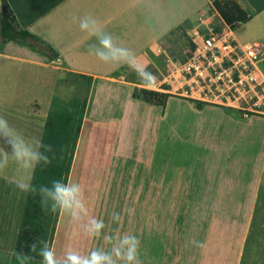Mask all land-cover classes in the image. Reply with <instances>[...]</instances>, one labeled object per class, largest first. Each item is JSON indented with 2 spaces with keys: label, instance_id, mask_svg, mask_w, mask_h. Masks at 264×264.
I'll return each mask as SVG.
<instances>
[{
  "label": "crops",
  "instance_id": "crops-1",
  "mask_svg": "<svg viewBox=\"0 0 264 264\" xmlns=\"http://www.w3.org/2000/svg\"><path fill=\"white\" fill-rule=\"evenodd\" d=\"M214 1L8 0L20 27L51 46L59 56L52 60L25 42L11 40L2 45L0 116L8 119L27 137L41 139L49 112H45V109H50L62 72L57 63H64L68 70L76 74L92 76L93 82L69 175L71 180L75 158L86 130L88 129L89 134L100 123L93 109H130V105L144 104L161 109V112L164 109L166 112L171 101H176L171 96L164 102L150 101L144 96H139L135 93L138 88L136 84L126 75L117 74L125 66H105L90 56L87 49L93 38L80 30L79 18L93 16L98 19L106 31L117 38V42L132 48L147 64L161 51L162 40L185 23H190L194 30L215 26L230 32L240 43L251 42L264 46V0H231L251 15L247 21L235 28L224 20L215 8ZM214 17L221 19H218L219 26L211 21ZM73 18H77L76 22ZM149 24L151 30L148 28ZM261 78L264 79V65ZM261 106L264 108V100ZM243 126L245 130L251 127L258 129L254 130V142L259 144L256 151L264 149V143L260 142L261 138L257 134L264 128V124L251 121ZM234 143V146L238 144L236 140ZM235 151L239 152L238 149ZM89 164V161L83 164L85 168L80 174H85ZM16 174L14 164H10L5 172L0 173V264L12 263L28 196L18 194L14 186L3 179L4 176L12 178ZM247 174L242 175L243 177L240 176L241 173L233 175V186L229 185L232 179L229 180L225 175L215 188L207 185H188L184 179L186 177H180L177 172L172 173L170 179H167L163 172L151 175L142 173L137 178L138 184L114 189L124 193V197L121 194L123 201L108 205L106 214L112 220L114 215L119 214L122 221L110 222V227L120 234L130 232L138 237L143 264H194V257L188 250L190 245L185 246V255H178L177 246L173 243L188 241V236L182 235L178 240L170 233L169 227L189 224L187 219L180 220L181 215H184L183 210L218 209L224 211L223 216L211 220L213 227L208 239L203 242L206 247L203 248V254L197 264H244L249 242V264H264V219L257 218L258 209H264V195L261 197L258 192V185L264 184V175L255 176L256 181L251 184L252 178ZM90 185V182L85 184V194ZM226 189L233 190L234 195L238 192L240 199L235 200L232 194L224 195ZM98 204L89 202L90 214L95 218L101 208ZM238 211H244L243 216H238ZM163 227L166 228L164 234ZM72 228L66 217L60 215L52 246L61 250L71 243L83 251L110 247L106 242L101 246L99 239H69ZM168 252L170 255L167 256Z\"/></svg>",
  "mask_w": 264,
  "mask_h": 264
},
{
  "label": "rangeland",
  "instance_id": "rangeland-1",
  "mask_svg": "<svg viewBox=\"0 0 264 264\" xmlns=\"http://www.w3.org/2000/svg\"><path fill=\"white\" fill-rule=\"evenodd\" d=\"M218 19L220 18L214 17L211 21L219 26ZM193 28L190 23H185L167 35L162 40L161 51L154 55L148 64L149 70L156 74L158 80V85L150 91L157 94L147 95L144 92V84L126 66L117 73L126 75L138 87L135 93L150 101L164 102L170 96L176 99L171 101L166 112L164 109L161 112V109L144 104L130 105V109L92 110L100 123L89 134L88 129L86 130L75 158L71 181L80 183L84 190L85 184L91 183L85 196L88 202L101 205L96 218L105 222V231L109 234L115 232L110 227V222L117 221L107 216L108 205L116 201L120 203L124 197V193L114 189L138 184L137 178L142 173L151 175L163 172L167 179H170L172 173L177 172L180 177H186L184 179L188 185H207L215 188L225 175L229 180L232 179L231 184L229 183L231 186L233 175L236 173H241V177L248 173L247 176L252 178L251 184L256 181L255 176L264 175V149L256 151L259 144L254 142L255 131L258 129L251 127L250 130H245L243 126L251 121L264 124L262 106L259 109H239L193 101L172 92L178 66L190 54L194 39L199 41ZM57 64L62 72L55 94L64 103L75 96L83 98L86 95V81L76 79L77 74L68 70L64 63ZM169 89L172 91H168ZM47 110L49 109H45V112ZM261 129L263 130L260 131ZM261 129L257 134L261 138L260 142L264 143V128ZM97 133L102 135V142L96 149L94 141ZM235 140L238 142L236 146ZM237 149L239 152L235 151ZM88 161L90 164L86 168L87 171L83 175L80 174L85 168L83 164ZM258 192L261 197L264 195V184L258 185ZM223 193L227 196L232 194L235 200L240 199L238 192L234 195L233 190L226 189ZM242 195L240 192V197ZM223 212L218 209L183 210L184 215H181L180 220L187 219L189 224L169 227L170 233L178 240L182 235H187L190 240L173 242L177 246L178 255H185V246L190 245L188 250L194 257V264H197L204 250L192 242L203 243L208 239L213 227L211 220L223 216ZM243 213L244 211H238L237 214L243 216ZM257 218L264 219V209H258ZM165 229L163 227V234ZM99 240L103 246L105 241L102 238ZM250 247L249 242L244 264H249Z\"/></svg>",
  "mask_w": 264,
  "mask_h": 264
},
{
  "label": "clouds",
  "instance_id": "clouds-1",
  "mask_svg": "<svg viewBox=\"0 0 264 264\" xmlns=\"http://www.w3.org/2000/svg\"><path fill=\"white\" fill-rule=\"evenodd\" d=\"M76 22L77 18H73ZM79 28L93 42L88 45V54L105 66L118 68L126 66L144 84L147 90L158 85L157 76L149 70L145 59L132 48L117 42L111 32L93 16H84L78 20ZM151 30V24H149ZM49 153H52L50 156ZM55 159L54 149L44 144L41 139L27 137L14 127L8 119L0 116V173L14 164L17 174L3 179L25 197L37 196L41 209L48 213L66 217L73 226L69 239L84 237L103 239L110 247L93 248L83 251L74 244H68L57 250L46 240H38L30 245L31 254L41 258V264H143L140 258L141 242L134 234H109L102 219L90 214L89 202L80 183L62 179L52 180L48 184H34V172L38 166L51 164ZM117 222L122 221L119 214L113 216ZM198 248H205L202 242H192ZM19 264H30L32 255L18 253Z\"/></svg>",
  "mask_w": 264,
  "mask_h": 264
},
{
  "label": "trees",
  "instance_id": "trees-1",
  "mask_svg": "<svg viewBox=\"0 0 264 264\" xmlns=\"http://www.w3.org/2000/svg\"><path fill=\"white\" fill-rule=\"evenodd\" d=\"M3 4L4 18L0 19V48L4 43L14 40L28 43L45 53L52 60L58 58L59 54L51 46L39 41L35 35L20 27L8 0H3ZM214 6L232 28L247 21L251 16L238 3L231 0H215ZM194 48L195 44H192L191 51ZM78 78L86 81V95L83 98L75 96L67 103H64L58 95H55L51 101L41 140L44 144L52 146L55 159L52 160L51 164L37 167L34 172V184H48L55 179L69 180L83 125L88 95L93 82L92 76L77 74L76 79ZM144 92L147 95L157 94L146 89H144ZM100 137L102 135L97 133L94 141L96 149L101 146L102 138ZM49 155L51 156L52 153H49ZM59 216V214L44 212L40 207L39 198L29 194L11 264H19L18 253L32 255L30 264H41V258L36 254H31L30 245L38 240H46L52 245Z\"/></svg>",
  "mask_w": 264,
  "mask_h": 264
},
{
  "label": "built area",
  "instance_id": "built-area-1",
  "mask_svg": "<svg viewBox=\"0 0 264 264\" xmlns=\"http://www.w3.org/2000/svg\"><path fill=\"white\" fill-rule=\"evenodd\" d=\"M199 41L177 68L173 91L197 102L259 109L264 100V46L240 43L230 32L197 29Z\"/></svg>",
  "mask_w": 264,
  "mask_h": 264
},
{
  "label": "water",
  "instance_id": "water-1",
  "mask_svg": "<svg viewBox=\"0 0 264 264\" xmlns=\"http://www.w3.org/2000/svg\"><path fill=\"white\" fill-rule=\"evenodd\" d=\"M0 18L1 19L4 18V4H3V0H0Z\"/></svg>",
  "mask_w": 264,
  "mask_h": 264
}]
</instances>
